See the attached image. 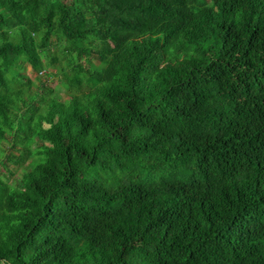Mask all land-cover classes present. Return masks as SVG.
Segmentation results:
<instances>
[{
  "label": "trees",
  "instance_id": "1",
  "mask_svg": "<svg viewBox=\"0 0 264 264\" xmlns=\"http://www.w3.org/2000/svg\"><path fill=\"white\" fill-rule=\"evenodd\" d=\"M0 4V264H264V0Z\"/></svg>",
  "mask_w": 264,
  "mask_h": 264
},
{
  "label": "rangeland",
  "instance_id": "2",
  "mask_svg": "<svg viewBox=\"0 0 264 264\" xmlns=\"http://www.w3.org/2000/svg\"><path fill=\"white\" fill-rule=\"evenodd\" d=\"M0 6H1V4H0ZM23 72L25 73V75L27 77H29L32 80L31 89H35L36 91H38L37 89L40 87L41 81H39L37 78L39 76H41L40 79L43 80L48 87L53 86V89L51 91L50 96L60 97L61 99L66 98L65 92L63 91L61 86L57 85L56 80H53L51 76L45 75L44 71L42 73H40V74H42V75H40L39 73H36L35 71H33L29 65H27L25 67V69L23 70ZM37 75H38V77H36ZM3 147L7 148L6 142L3 143ZM12 151L15 152L14 150H12ZM15 153H17V152H15ZM28 163L29 162L27 161L23 166H20L18 168V170H15V175L20 176V172H21L22 168L26 169V167H27L26 165H28ZM12 176H10V177H12Z\"/></svg>",
  "mask_w": 264,
  "mask_h": 264
}]
</instances>
